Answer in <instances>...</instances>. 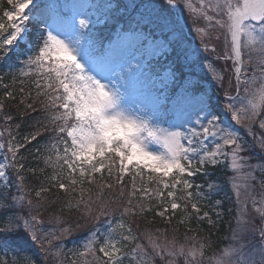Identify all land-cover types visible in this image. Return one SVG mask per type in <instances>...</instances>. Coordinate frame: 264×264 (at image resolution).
I'll return each mask as SVG.
<instances>
[{"label":"snow or ice","instance_id":"obj_1","mask_svg":"<svg viewBox=\"0 0 264 264\" xmlns=\"http://www.w3.org/2000/svg\"><path fill=\"white\" fill-rule=\"evenodd\" d=\"M7 3L0 62H19L9 75L31 101L24 114L42 115L31 131L14 134L20 125L4 110L15 93L4 85L0 264H37L22 253L29 244L40 264H264V0ZM186 25L199 38L196 49L184 46ZM206 54H215L219 71ZM198 67L211 73L210 87ZM28 155L43 167H29ZM218 166L230 170L223 184L235 197L225 247L213 248L210 235L199 237V225L187 229L197 235L182 243L169 239L167 229L134 231L139 224L131 218L153 211L169 224L178 211L185 214L182 224L195 213L215 229L225 201L214 202L220 210L213 218L192 178L209 176L208 192H218L208 171ZM54 189L68 197L61 211L79 212L94 225L71 256L65 239L82 225L53 215L47 225L55 226H46ZM101 218L108 225L103 233L96 226ZM9 252L21 254L9 259Z\"/></svg>","mask_w":264,"mask_h":264},{"label":"trees","instance_id":"obj_2","mask_svg":"<svg viewBox=\"0 0 264 264\" xmlns=\"http://www.w3.org/2000/svg\"><path fill=\"white\" fill-rule=\"evenodd\" d=\"M5 5V4H4ZM3 9V8H2ZM0 8V15H2V10ZM187 15V13H185V16ZM181 23V22H180ZM190 21H188V24L190 25ZM182 24V23H181ZM189 27V26H188ZM190 30V29H189ZM185 33V32H184ZM191 33H193L191 31ZM105 35H108V33L106 32ZM185 47L187 48H191V49H196L198 44H199V40L195 39V45L191 42L190 38H188L185 34ZM209 56V60L211 62H213V66L214 68L217 67L216 63H215V54H206ZM20 60H23L24 57H20ZM18 61H6V62H0V77H3L2 80H0V99H3V93L6 90L4 88V85H9V89L7 90H11L15 93V99L14 100H8L6 102V107H5V112L10 113L13 116V121L12 124L13 126L19 124L20 127L17 130L15 127H13V133L17 134L18 136L22 137L26 132L31 131L32 127L34 125L35 120L38 117H41L42 113L40 111H35V112H28L27 114L25 113V105L27 103H30V100H27L26 97H22L20 92H19V88H20V83L17 80L15 83L13 82V77L12 75H9L10 73H17L18 68L20 67V64L17 63ZM220 64H223V61L219 62ZM218 68V67H217ZM211 75V73H210ZM210 75L208 76H204V80L205 82L208 80V78L210 77ZM25 88L26 90L28 89L29 85L26 82L25 83ZM216 92V94H218V96L220 95L219 90H214ZM229 94L232 95L234 94V91L229 90ZM35 107L37 109L40 108V105L37 104L35 105ZM47 135V134H45ZM31 147V146H30ZM34 151V149H33ZM25 155H27L25 153ZM27 165L29 167H33V166H38V167H43V164H39L36 165V161L34 156L32 155H28L27 156V161H26ZM50 170H46V172H48ZM211 179L215 180L219 185L220 188L217 191H214L212 193H209L207 188H206V182L209 180V176H203L198 174L197 176H195L194 178H192V183L193 184H199L201 185V188L199 189V191L202 192L203 198L200 201V204L203 208L204 211H208L209 215H213L214 217V212L215 211H219L220 209H217L215 207V201L217 199H222L225 201L224 203V210H225V214L224 216L221 218L220 222L217 224V227L215 229H211L209 228L207 221H199L196 218V214L192 213V220L190 224H182L179 223L180 219L185 215L183 212L178 211L177 214L173 217L171 223H166L165 220L161 219L159 216H156L153 212H149L146 214V217L142 218V217H136V218H131L134 220L135 224H139V229H135L134 231H136L137 233L143 231L145 228H149V229H160L161 231L167 229V235L169 237V239H171L172 237H176L177 241L182 243L185 241V236H193V235H197L196 232L194 231H187V229L189 227H191L192 229H195L197 227V225L200 226V228L202 229V231L199 232V237H205V236H211V240L213 242V248L216 249H222L223 247H225L228 243H229V238L231 237V232L230 229L227 225V221L229 220V213H228V209L229 208H233L234 210V193L231 191L230 189V185H224L223 184V180L225 179L226 175L231 174L230 170H226L224 167H220L218 166L215 169L209 168L208 169ZM10 175H12V173L10 172ZM25 175L27 176V182L29 184H35L37 181V178L32 177L30 174L25 173ZM40 179H42V177H40ZM193 191H197V189H193ZM11 192L14 194V187L11 189ZM109 195L108 193H106V196ZM179 195V193H178ZM55 199L56 202L55 203H50L49 205L46 206L47 211L44 212V214L46 215H60L64 218V220L69 221L71 223V225L75 228V225L77 223H80L82 225L81 228L76 229L73 234L65 239V252L71 256V252H69V250L71 249V247L75 244H79L82 241H85L89 230L92 229L94 227V225L89 222V223H85L84 219L81 218L80 213L79 212H66V211H61V207L63 202L68 199V197L65 196L63 191H57L56 189L53 190V192L50 194L49 196V200ZM74 202V200H73ZM155 201L152 202L153 205H155ZM159 209H155V211H158ZM43 211V210H42ZM189 211L191 212V209H189ZM170 214V213H169ZM105 219L106 218H101V221L99 222L98 226L101 230L105 229L108 227L107 223H105ZM173 229H176V231H173ZM74 247V246H73ZM22 248V253H27V254H31L33 256L36 257L37 259V264H40V257L38 256V254L36 253V249L29 245H21ZM73 249V248H72ZM21 253H13V252H9L7 254L9 259H12L14 255H20ZM208 255L211 254V250H209V252L207 253ZM0 256H4V252L2 250H0ZM157 264H159V261H157Z\"/></svg>","mask_w":264,"mask_h":264},{"label":"rangeland","instance_id":"obj_3","mask_svg":"<svg viewBox=\"0 0 264 264\" xmlns=\"http://www.w3.org/2000/svg\"><path fill=\"white\" fill-rule=\"evenodd\" d=\"M78 2L86 3L87 0H78ZM4 4H5V5H4ZM4 7H7V8H5V10H6V9L10 8L11 6L8 5L7 0H0V8L2 9V8H4ZM190 32H191V31L189 30V36H190V37H191V34H192L194 37L196 36L194 32L191 33V34H190ZM197 38H198V37H197ZM198 39H199V38H198ZM190 40H192V37H191ZM209 62H211V61L209 60ZM215 68H217V67H215ZM219 70H220V69L217 68V71H219ZM196 71H197V73H199V75H200V77H201V82L204 83V86H205L206 88H207V87H210V85L204 81V76H208V75H210V73L208 72V70H207L206 68H200V67H198V68L196 69ZM2 115H3V114L0 113V116H2ZM225 123L227 124L228 121L226 120ZM162 126L167 127L168 125H167V124H164V125H162ZM188 126H189V125H185V127H188ZM2 127H3V120L0 119V128H2ZM241 134L243 135V133H241ZM7 139H8V137H7V133H5L4 139H3V140H0V142H6ZM207 143L211 146V145L213 144V140L210 139ZM4 155H5V152H4L3 150H0V162H2V159H3V156H4ZM15 192H16V190H15V188H14V193H15ZM49 216H50V215H49ZM49 216L46 215V214H44V217H43V218L45 219V221H46V226H49V225H47V220H48ZM53 226H55V225L53 224V225H51V226H49V227H53ZM107 229H108V227L105 228V229H103V230H101V232H102V233H103V232H106ZM86 240H87V238H86ZM86 240H85V241H82V242L79 243V244H75V245H73L74 247L72 246L71 249H72V248H78L80 245H82L83 243H85ZM125 264H128V261H127V260L125 261ZM159 264H160V262H159Z\"/></svg>","mask_w":264,"mask_h":264}]
</instances>
